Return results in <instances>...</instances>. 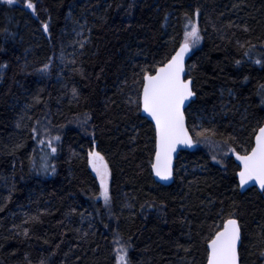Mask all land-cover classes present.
<instances>
[{"label":"trees","instance_id":"trees-1","mask_svg":"<svg viewBox=\"0 0 264 264\" xmlns=\"http://www.w3.org/2000/svg\"><path fill=\"white\" fill-rule=\"evenodd\" d=\"M197 6L188 123L241 151L264 122V0H37L35 14L0 0V264H116L114 236L129 264H206L221 207L241 219V264H264L263 194L242 193L234 160L200 149L179 155L171 186L157 183L153 124L128 101L134 74L178 46ZM79 25L87 39L70 50ZM44 128L60 134L55 153L39 147ZM92 146L112 169L110 203L96 195Z\"/></svg>","mask_w":264,"mask_h":264},{"label":"snow or ice","instance_id":"snow-or-ice-1","mask_svg":"<svg viewBox=\"0 0 264 264\" xmlns=\"http://www.w3.org/2000/svg\"><path fill=\"white\" fill-rule=\"evenodd\" d=\"M14 0H7L9 5ZM23 3L37 13V0H23ZM71 9H69V12ZM187 23L184 25L182 38L178 46L163 59L154 61L149 70L145 65L139 69L138 74H134L133 86L137 88L135 96L131 92L128 94L130 104L136 106L137 111H143L150 114L154 131V155L151 162V168L156 175L162 178L173 176V155L177 146L180 144L193 145L198 142L208 143L212 148L219 145L215 139L214 126L205 128L202 124L189 125L186 117V109L190 108V98L195 95L193 91V77L186 70L185 57L194 45H198L202 39V33L198 17L200 8L194 7L192 15L185 13ZM49 19L42 21L44 31L49 29ZM84 40L87 37H83ZM83 47V44H81ZM5 63H7L5 61ZM48 63L40 65L42 70H47ZM239 63V61H237ZM76 93V89H72ZM78 95V93H76ZM41 99L39 96L34 100ZM86 115H90L86 111ZM195 119V117H194ZM38 123V122H37ZM191 129V130H190ZM35 132L36 128H32ZM138 132L139 130L136 129ZM193 132L197 139L193 138ZM46 134L44 139L40 140L44 144L47 140L48 147L52 153L57 151V142L60 140L59 132L53 137L48 128H44ZM231 133L228 134L231 137ZM252 140L248 146L242 147L237 151L231 143L225 142L223 149L225 152H232L238 158L237 168L239 185L243 186L249 181L258 182L259 187L264 189V122H257L251 132ZM135 137H133L134 139ZM88 162L99 177L100 191L96 195H102L105 203H110L109 182L112 178V169L108 160L102 151L92 146L87 151ZM213 156L212 159H217ZM55 164V160L52 161ZM43 169L48 170L49 165L46 161L41 162ZM39 171L40 168H37ZM55 171V168H51ZM164 202L161 201V204ZM74 211V210H73ZM218 219L213 220L209 225V230L204 234V243L206 251V264H241L240 246L242 240L241 219L232 209L229 213H224L223 207L217 210ZM26 232L27 229H24ZM115 259L117 264H129L128 251L130 243H120V237L114 236ZM40 264H44L41 261Z\"/></svg>","mask_w":264,"mask_h":264},{"label":"rangeland","instance_id":"rangeland-1","mask_svg":"<svg viewBox=\"0 0 264 264\" xmlns=\"http://www.w3.org/2000/svg\"><path fill=\"white\" fill-rule=\"evenodd\" d=\"M2 2H4V3H7V0H1ZM16 4H22V5H24L25 7H27L24 3H23V0H14V2H13V4H11V5H16ZM28 8V7H27ZM29 9V8H28ZM30 11H31V9H30ZM32 12V11H31ZM33 13V12H32ZM71 35H72V37H70V38H72V44L68 47V49L70 48V50H73L74 49V47H75V45L76 44H78L79 42H81V41H85L84 39H83V37H85V26L84 25H79V26H77V27H75L74 28V31H72V33H71ZM201 45H202V39H201V41H200V43L198 44V45H194L193 46V51H195V50H197V49H199L200 47H201ZM52 67H53V64L52 63H49V67H48V69L47 70H42L41 68H39V69H36V72L38 73V75L42 78V79H44V78H48V77H50L51 76V74H52ZM43 133H44V131H43ZM49 133L51 134V136H55L56 135V133H57V131L56 130H54V131H49ZM45 133L44 134H42L41 135V140L42 139H44V137H45ZM194 137H195V135H194ZM194 139H197L196 137L194 138ZM46 141V143H47V140H45ZM217 141V143H218V147L217 148H212L208 143H200V142H198V143H196V149H200V150H202L204 153H206V154H208L211 158L215 155V156H217L218 158L217 159H212L215 163H217L218 165H224L225 163H226V160L227 159H229V158H232V156H233V154L234 153H232V152H225L224 151V149H223V145H224V143L223 142H221V141H218V140H216ZM60 142H61V140H59L58 142H57V148L59 147V145H60ZM42 146H43V144H39V147L40 148H42ZM46 147L47 148H49L48 147V143H47V145H46ZM39 148V149H40ZM185 170H188V169H186L185 168ZM196 170V169H195ZM95 171V170H94ZM194 171V170H193ZM95 174H96V172H95ZM97 175V174H96ZM88 220H84L85 221V223H90V219L89 218H87ZM121 243V242H120ZM116 264H117V261H116Z\"/></svg>","mask_w":264,"mask_h":264},{"label":"water","instance_id":"water-1","mask_svg":"<svg viewBox=\"0 0 264 264\" xmlns=\"http://www.w3.org/2000/svg\"><path fill=\"white\" fill-rule=\"evenodd\" d=\"M49 31V29H48ZM48 31L45 33H48ZM193 55V49H190L189 53L186 54V57H185V64H186V70L188 71L187 67H188V63L191 59ZM193 91H194V84H193ZM195 93V91H194ZM197 96H196V93L193 97L190 98L191 100V104L190 106L192 105V103L196 100ZM189 109V108H188ZM186 109V117H187V110ZM142 113V116L144 118H146L149 122H151L152 124H154V121L152 120L150 114L146 113V112H141ZM187 122H188V118H187ZM189 124V123H188ZM194 138V136H193ZM196 149V144H193V145H184V144H180L177 146V149H176V152L174 153L173 155V161H172V167H173V176L170 177V178H162V177H159L158 175H156L155 171L152 169V173H153V176H154V179L157 183L163 185V186H171L174 181H175V167H176V161L179 157V155L182 153V152H194ZM232 159L234 160V162L239 165V161H238V158L235 156V154H233L232 156ZM237 178H238V174H237ZM239 183V182H238ZM240 187V190L242 193H245L247 192L248 190L252 189V188H256L261 194H263L264 196V189H261L259 187V184L258 182H252V181H249L247 184L241 186L239 185ZM242 240H243V233H242ZM242 246V245H241ZM241 246H240V249H241Z\"/></svg>","mask_w":264,"mask_h":264}]
</instances>
